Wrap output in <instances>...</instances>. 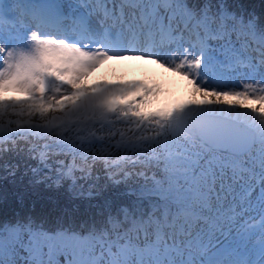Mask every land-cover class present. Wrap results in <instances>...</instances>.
<instances>
[{"label": "snow or ice", "instance_id": "snow-or-ice-1", "mask_svg": "<svg viewBox=\"0 0 264 264\" xmlns=\"http://www.w3.org/2000/svg\"><path fill=\"white\" fill-rule=\"evenodd\" d=\"M108 61L156 65L188 95L166 77L87 84ZM8 154L76 195L101 173L135 187L76 225L0 224V264H264V16L227 0H0Z\"/></svg>", "mask_w": 264, "mask_h": 264}, {"label": "trees", "instance_id": "trees-1", "mask_svg": "<svg viewBox=\"0 0 264 264\" xmlns=\"http://www.w3.org/2000/svg\"><path fill=\"white\" fill-rule=\"evenodd\" d=\"M240 1L247 9L251 7L250 5H255L264 12V0ZM5 163L19 164L14 178L7 176L3 167ZM36 163L35 160H26L12 154L0 159V222L4 220L14 222L29 217L30 212L38 217L37 222H42L44 218L54 215L52 212H56L57 203H64L61 211L52 217L49 223L44 224L45 227L51 228L54 224H67L69 218L83 214L89 216L101 204L117 205L123 202L129 203L133 199L127 191L130 187H135V182L131 185H114L104 179L102 173V178L91 195L87 192L84 195H76L69 190L67 183L60 188L49 186L50 182L34 183L32 173L26 169L29 165L35 166Z\"/></svg>", "mask_w": 264, "mask_h": 264}, {"label": "rangeland", "instance_id": "rangeland-1", "mask_svg": "<svg viewBox=\"0 0 264 264\" xmlns=\"http://www.w3.org/2000/svg\"><path fill=\"white\" fill-rule=\"evenodd\" d=\"M95 75H97V73H95ZM103 76H105V74L101 75V77H103ZM88 81H89V77L87 78L86 83H88ZM10 95H12V94H10Z\"/></svg>", "mask_w": 264, "mask_h": 264}]
</instances>
